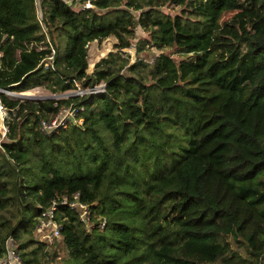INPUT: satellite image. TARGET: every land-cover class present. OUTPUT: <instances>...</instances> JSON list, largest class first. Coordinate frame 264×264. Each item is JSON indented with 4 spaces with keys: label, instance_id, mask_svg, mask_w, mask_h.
I'll use <instances>...</instances> for the list:
<instances>
[{
    "label": "trees",
    "instance_id": "obj_1",
    "mask_svg": "<svg viewBox=\"0 0 264 264\" xmlns=\"http://www.w3.org/2000/svg\"><path fill=\"white\" fill-rule=\"evenodd\" d=\"M167 1L186 8L171 16ZM94 5L40 0V21L35 0H0V89L105 84L40 102L0 92L13 114L0 143V256L11 236L22 264H40L37 218L57 196L78 193L93 227L59 206L67 257L50 264H264V0ZM229 11L237 14L220 22ZM41 22L55 48L51 69L39 65L49 51L37 49ZM137 26L148 33L137 53L174 46L181 59L161 52L151 65L129 64L119 49ZM111 35L117 51L86 73L88 44ZM69 103L84 108L82 124L39 130L40 118Z\"/></svg>",
    "mask_w": 264,
    "mask_h": 264
},
{
    "label": "built area",
    "instance_id": "obj_2",
    "mask_svg": "<svg viewBox=\"0 0 264 264\" xmlns=\"http://www.w3.org/2000/svg\"><path fill=\"white\" fill-rule=\"evenodd\" d=\"M69 7L74 10H88L94 8V0H63ZM36 7L39 6L40 0H35ZM42 30L45 33V43L39 45L37 49H49L46 53L45 57L40 61L45 69H51L54 67L53 62L55 58V48L51 43V40L46 35V31L44 30V26L42 25ZM31 46V44H30ZM1 56V52H0ZM81 81H75L74 87L72 89H68L65 93V99L69 96H85L91 94L102 93L105 91L104 82L96 83L92 86L82 87L80 86ZM0 92H5L4 89H0ZM0 109H4L6 111V107L0 104ZM83 107H75L73 103H69L68 105H63L58 108L55 113L50 114L46 118H40L38 122V128L41 132L47 134L58 133L61 130L66 129L70 124L82 123L83 118L80 116V112L83 111ZM5 134V133H4ZM59 206H64L68 210H71L75 213L80 222L84 224V228L87 231H90L93 227V223L91 221V208L90 205L81 201L78 193H74L72 195H60L52 200L50 206L45 209L41 215L37 218V224L35 229L37 231L43 232L48 231L49 234L43 233V237L51 238V237H59L60 230L62 228L61 223L58 222L56 218V214H61V209ZM64 219V218H63ZM105 221H101V225L104 226ZM0 264H22L20 252L18 249L17 242L13 239V237L8 236L5 242V251L0 256Z\"/></svg>",
    "mask_w": 264,
    "mask_h": 264
},
{
    "label": "rangeland",
    "instance_id": "obj_3",
    "mask_svg": "<svg viewBox=\"0 0 264 264\" xmlns=\"http://www.w3.org/2000/svg\"><path fill=\"white\" fill-rule=\"evenodd\" d=\"M185 8L186 7L184 5H174L173 3L169 1H167V3L161 7V9L164 12L170 14L171 16L181 14L182 9H185ZM36 14H37L38 20L41 21V19L43 18V13L39 6L36 7ZM236 14H237L236 11L224 12L221 16L220 22L226 21ZM41 25L44 26L43 22H41ZM44 30L46 31V35L49 37L50 35L47 33V28L45 26H44ZM144 38H148V33L145 32L141 27L137 26L135 30V37L131 39L130 45L128 47L119 49L122 52L127 54V56L124 54H122V56L124 55L125 57H127L129 64L134 63L136 59H143L144 61L149 63V65H151L154 61V58L161 52L168 54L175 61H179L181 59V55L176 52L177 50H176V47L174 46L164 47L163 49H157L151 44H144L142 46L143 49L137 53L136 44L139 42V40L144 39ZM117 42H118L117 39L113 35L101 41L94 40L90 42L87 46L88 64L86 68V73H91L95 68V64L98 61H100L102 58L107 57V55L110 52L117 51V49L114 47V44ZM138 72H140L142 75H145V72L144 73L141 72L140 69H138ZM120 73H124L125 75L129 74L126 68L121 70ZM80 86H82L81 83H80ZM26 91L27 92L25 93V92H15V91L5 90L4 93L9 98L18 100V101L31 100L34 102H40L43 100L65 99V95L62 94V93H65V91L63 92L53 91L50 88L45 87V86H37L34 88H30ZM12 115L13 114L12 113L10 114L8 109H6V111H4V109H0V143L2 141L7 140L8 123L11 120ZM42 118H46V117H42ZM80 124L82 123H77V125H80ZM41 230L37 231V229H35L33 231L34 238L46 244V247H44V250L37 253L40 264H50L51 262H58L60 261V259L66 258L67 249L63 244L61 235L57 238L56 237L47 238L46 236L43 237L42 235L43 233L49 234V232L46 230L41 232ZM229 239L230 241H232L231 237ZM46 248L49 251L48 254H46L47 252Z\"/></svg>",
    "mask_w": 264,
    "mask_h": 264
},
{
    "label": "bare ground",
    "instance_id": "obj_4",
    "mask_svg": "<svg viewBox=\"0 0 264 264\" xmlns=\"http://www.w3.org/2000/svg\"><path fill=\"white\" fill-rule=\"evenodd\" d=\"M26 93V92H25Z\"/></svg>",
    "mask_w": 264,
    "mask_h": 264
},
{
    "label": "clouds",
    "instance_id": "obj_5",
    "mask_svg": "<svg viewBox=\"0 0 264 264\" xmlns=\"http://www.w3.org/2000/svg\"><path fill=\"white\" fill-rule=\"evenodd\" d=\"M24 92V91H23Z\"/></svg>",
    "mask_w": 264,
    "mask_h": 264
}]
</instances>
